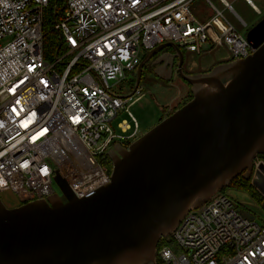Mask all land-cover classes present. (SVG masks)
Returning <instances> with one entry per match:
<instances>
[{
  "label": "built area",
  "instance_id": "obj_1",
  "mask_svg": "<svg viewBox=\"0 0 264 264\" xmlns=\"http://www.w3.org/2000/svg\"><path fill=\"white\" fill-rule=\"evenodd\" d=\"M51 1L0 0V193L22 204L55 195L56 172L77 199L110 183L106 155L136 140L138 125L132 118L127 134L121 122V135L110 128L136 100L114 95L109 83L136 74L142 51L173 43L201 54L224 45L230 62L253 52L211 3L215 15L200 23L191 0H65L53 25L64 53L49 63L43 20ZM262 166L255 159L251 176L264 184ZM171 238L156 264H264V223L242 216L222 192L188 211Z\"/></svg>",
  "mask_w": 264,
  "mask_h": 264
},
{
  "label": "water",
  "instance_id": "obj_2",
  "mask_svg": "<svg viewBox=\"0 0 264 264\" xmlns=\"http://www.w3.org/2000/svg\"><path fill=\"white\" fill-rule=\"evenodd\" d=\"M245 39L251 55L199 75L184 74L173 43L147 52L120 97L136 94L147 62L171 48L192 98L117 152L110 183L87 197L75 198L56 172L65 202L53 195L7 208L0 199V264H156L161 238L236 177L264 195L251 176L264 155V16Z\"/></svg>",
  "mask_w": 264,
  "mask_h": 264
},
{
  "label": "rangeland",
  "instance_id": "obj_3",
  "mask_svg": "<svg viewBox=\"0 0 264 264\" xmlns=\"http://www.w3.org/2000/svg\"><path fill=\"white\" fill-rule=\"evenodd\" d=\"M208 1L191 0L189 11L193 17L200 23H205L211 19L215 15V11L209 4L211 3L221 13L223 18L236 30V32L242 36H245L247 31L264 16V0H250L255 7H253L246 0H224L228 5H230L232 10L228 9L219 0ZM64 7L65 2L62 3L60 8L63 9ZM58 14H60V12H58ZM52 27L53 26L50 24L44 32L46 35L45 48L47 49V52L49 42L52 38V35H47L51 31ZM181 52L183 54L182 70L185 73L188 75L207 73L200 69L188 71L187 64L194 61L201 66L203 63H206L205 61H208L207 59L211 57L210 55L201 57L196 53H190L186 50H181ZM63 53L64 48L62 47L59 54L61 55ZM173 54L174 51L171 48H164L158 51L147 62L146 66L142 70L138 91L130 99V101L136 100L129 107V113L131 116H129L124 110H120L117 117L110 123V128L117 135L122 134L119 124L125 120L131 127V130L127 132V134H130L134 128V122L132 120V118H134L138 125V137H140L156 126L165 117L172 114L174 110L183 106L191 99L192 88L176 74L177 60L175 58H172V72L169 70L170 68H168L166 73L164 68L165 66L163 65L155 74L152 72L151 65L154 58L172 56ZM144 56L145 52L142 51L139 59L142 60ZM45 60L52 63L54 58L45 55ZM133 80L134 76L132 74H127L124 80L118 83L110 82L109 85L111 86L112 93L116 96H126L134 87L135 82L132 86ZM257 161L264 163V159L261 157H257L256 162ZM53 189L55 195L60 200H65L62 192L56 185L53 186ZM221 192L232 200L242 216L259 220L264 223V207L257 202L249 190L239 189L230 185ZM0 199L7 208H15L22 205V203L11 192L0 193Z\"/></svg>",
  "mask_w": 264,
  "mask_h": 264
},
{
  "label": "trees",
  "instance_id": "obj_4",
  "mask_svg": "<svg viewBox=\"0 0 264 264\" xmlns=\"http://www.w3.org/2000/svg\"><path fill=\"white\" fill-rule=\"evenodd\" d=\"M63 2H65V0H53L48 5L47 9L44 12L43 32H45V30L48 28V26L50 24L53 26L55 23L61 21V19L63 18L64 10H65L64 8L63 9L60 8V6L62 5ZM58 12H60V14H58ZM51 35H52V38H51V40L49 42V48H48V52H47V49L45 48L46 35L44 34L43 48H44V55L49 56V57L51 56V57L54 58L60 52V49H61V46H62L61 45L62 41L59 38V33L54 31L53 27H52L51 31L48 33L47 36H51ZM46 52H47V54H46ZM184 74L188 75L185 72H184ZM132 75L134 76V80L132 82V86H133V83L135 82V72ZM191 98H192V95H191ZM179 108H177V109H179ZM258 157H261V158L264 159V155H260ZM104 164L109 169L111 168V164L110 163L105 162ZM230 185H232L233 187H237L239 189L249 190L251 192L252 196L257 200V202L261 206L264 207V196L256 190V188L251 184L250 180H247V179H245L244 177H242L240 175V176L236 177L235 179H233L231 181ZM165 245H169V246L173 245V241H172L171 235L168 236V237H165V238H161V240L159 241V243L157 245V251L162 246H165ZM157 262H158V264H160L158 259H157Z\"/></svg>",
  "mask_w": 264,
  "mask_h": 264
},
{
  "label": "crops",
  "instance_id": "obj_5",
  "mask_svg": "<svg viewBox=\"0 0 264 264\" xmlns=\"http://www.w3.org/2000/svg\"><path fill=\"white\" fill-rule=\"evenodd\" d=\"M250 3L252 4L251 1H250ZM252 6L255 7L253 4H252ZM198 55L201 57L210 55L211 57L208 58L207 59L208 61H205L206 63H203V65H201V66L194 61L189 62L187 64L188 65V67H187L188 71H194V70L200 69L203 72H210L214 68L225 65V64L230 62L228 49L224 45L211 48L209 51L203 52V53L198 54Z\"/></svg>",
  "mask_w": 264,
  "mask_h": 264
},
{
  "label": "flooded vegetation",
  "instance_id": "obj_6",
  "mask_svg": "<svg viewBox=\"0 0 264 264\" xmlns=\"http://www.w3.org/2000/svg\"><path fill=\"white\" fill-rule=\"evenodd\" d=\"M173 61L171 56H162L160 58H154L152 65H151V69L152 72L155 74L156 72H158V70L160 69V67L163 65L165 66V71L167 73L168 68H170L169 70L172 72L173 70ZM177 74V73H176ZM178 75V74H177ZM141 80V79H140ZM128 147L127 143H116L107 153L106 158H105V162L112 164V159L115 158V155L117 154V152L125 149Z\"/></svg>",
  "mask_w": 264,
  "mask_h": 264
}]
</instances>
